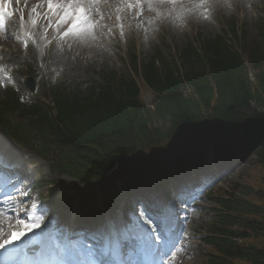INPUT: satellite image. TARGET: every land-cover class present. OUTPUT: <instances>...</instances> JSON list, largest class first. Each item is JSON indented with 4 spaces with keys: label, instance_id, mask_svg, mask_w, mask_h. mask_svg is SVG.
Returning <instances> with one entry per match:
<instances>
[{
    "label": "trees",
    "instance_id": "obj_1",
    "mask_svg": "<svg viewBox=\"0 0 264 264\" xmlns=\"http://www.w3.org/2000/svg\"><path fill=\"white\" fill-rule=\"evenodd\" d=\"M218 40L210 41L206 48L205 62L211 66V79L204 71L196 75L193 82L200 85V88L192 97L184 98L174 93L153 111L133 100L132 95L117 97L113 90L104 92L106 94L104 97L91 98L89 102L92 104L82 103L79 99L62 102L56 118L57 126L52 130L63 145L72 147V150L67 154L62 153V156L74 164L82 165V169L92 168L97 171L96 177L104 178L110 174L120 173L130 160L131 152L139 144L154 143L177 132V126L180 124L190 125L188 122H197L199 117L204 115L200 105L203 103L204 108L208 107L213 98V106L206 111L207 117L211 110L231 111L242 115L240 120L227 121L229 124L252 117L253 115L249 116L252 110L251 100L255 99L260 105H264V60H262L264 53H254L256 59L261 60L255 77L259 86L255 88L244 71L245 67L241 59L229 58L231 56H227L229 55L227 52L230 51L220 39ZM173 81L176 83V79ZM258 116L259 113L256 117ZM159 119L169 120L171 127L167 131H161L159 125H156V120ZM256 155L258 165L264 169V138L260 148L256 150ZM244 205L248 208L252 203L247 201V205L246 202ZM243 212L239 207L241 214L237 215L236 219L237 221L241 219L242 227L245 228L239 231V236L248 237L250 234L255 235V232L264 236V206H258L252 211L260 215V223L251 216L252 213ZM235 235H238V232ZM226 244H229L228 241ZM251 246L236 245L231 242L228 255L244 257L243 259L247 258L255 264H262L264 245H260V248H251Z\"/></svg>",
    "mask_w": 264,
    "mask_h": 264
},
{
    "label": "rangeland",
    "instance_id": "obj_2",
    "mask_svg": "<svg viewBox=\"0 0 264 264\" xmlns=\"http://www.w3.org/2000/svg\"><path fill=\"white\" fill-rule=\"evenodd\" d=\"M178 0H174L176 2ZM215 1V2H214ZM132 3L135 4L133 0ZM214 6L209 5L207 2L202 9L203 18L197 16H191V20H185L179 14L178 10L169 11L172 7L171 0L169 3L165 4L163 7H157L156 11H153L149 8L148 3L143 4V13L146 14L148 18H153L151 23L154 24V27L147 28L145 23H148V20L141 18L135 12V15L132 16V21H137L140 23L139 27L126 25L124 18L121 19L117 24L113 22L117 11L113 8V11L104 15L102 24L98 25L96 32H103V29L108 30L109 27L114 26L117 28V33L113 36L110 34H104L106 40H118L111 44L97 43L96 40L81 42L75 40L71 37L69 38H59L55 27H49L47 32L45 28L47 27V22L43 20L40 16L36 14V24L31 28V35L26 37L25 40H33L31 44L27 47L24 44H19L17 42H10L9 40H4L2 45L4 49L0 52V72L10 73L13 68L16 70L24 71L22 76L25 73H28V68L35 70L39 59L36 57L49 56V59L56 65H60L59 68L60 82L65 86H73L76 83L84 82L85 86L91 79H99L105 72H128L129 62H124L129 58V51H138L141 58L148 59L153 56L157 49L161 50L164 53L173 58H178L180 50L186 45L187 42L197 41V35L202 33L204 36L213 37L223 32H229L231 26L234 23L238 32L241 33V40H232V43H237V46L242 53L243 59L246 61L249 60L251 49L255 48L257 45L260 46L261 37L259 30V23L264 19V0H213ZM207 9V11H205ZM40 10H38L39 12ZM139 10H137L138 12ZM157 11L162 13V16H157ZM207 16V19L204 16ZM161 19L160 21H158ZM142 26V28H140ZM121 28H123V34H121ZM139 28V30H138ZM37 40V43L35 42ZM43 44V45H42ZM70 45V46H69ZM44 51L46 48V53L41 54V49ZM40 49V50H39ZM58 50L55 52L54 50ZM64 71V75L62 73ZM18 78L20 75L17 73ZM13 77L15 75H12ZM45 78H38V91L37 94H44V88H46ZM23 80V79H22ZM21 80V81H22ZM59 79L55 82L58 83ZM50 82V81H49ZM8 83L4 82L5 88ZM0 88V96L2 95V90ZM17 91L21 90L24 93L22 96L26 100H33L35 96L27 92L25 89H22L18 86L15 88ZM27 92V93H25ZM48 94V93H47ZM143 98L147 103H152L154 96L149 91L143 92ZM45 100V99H44ZM208 145V144H207ZM13 148L14 146L11 145ZM31 159V157H29ZM35 164L38 163L36 159H33ZM252 159L248 160V166L245 170L243 168L241 173H238L237 167L234 171L229 173L227 182L222 185L223 189L231 188V183L229 180L241 174L245 178L246 186H249L254 191L262 190L264 192V169L257 166V161H253L254 164L251 166L249 162ZM251 166V167H250ZM45 168V165H44ZM46 179L49 182L47 186L44 187L43 191L46 195L47 189L50 188L53 181L67 185L68 189H65L69 195H75L78 191L74 187V183L69 179L63 178L59 175H49L46 174ZM245 186V185H244ZM221 187V186H219ZM214 188L213 193L218 191V188ZM22 192L20 191L12 194L14 199L12 200L15 205L14 208L17 209L19 202V197ZM73 193V194H72ZM257 196V195H256ZM48 199L51 200L52 197L48 196ZM93 200L97 201V192L94 193ZM203 199L199 201V205ZM86 202L77 200L73 202V209H83L85 208ZM19 205V204H18ZM204 208L200 217L197 218L198 213L201 212L200 207L197 208L192 217L193 223L192 228L198 230L202 226V221L204 226L203 230L208 227L207 224V208L211 206L210 201L207 199L203 202ZM33 209V206L30 207V211ZM119 217V216H118Z\"/></svg>",
    "mask_w": 264,
    "mask_h": 264
},
{
    "label": "snow or ice",
    "instance_id": "obj_3",
    "mask_svg": "<svg viewBox=\"0 0 264 264\" xmlns=\"http://www.w3.org/2000/svg\"><path fill=\"white\" fill-rule=\"evenodd\" d=\"M19 2V0H17ZM100 0H39L38 4L34 6L31 11L40 16L43 20L47 22V27L45 31L47 32L49 27H55V31L62 38H73L81 42L94 41L97 39L96 28L98 26V21L96 16L98 15L96 10V5ZM106 2V0H105ZM149 8L153 11H156L157 7H163L165 4L169 3L170 0H147ZM192 7L185 8V14H194L198 13L200 9L204 8V5L208 0H190ZM11 3V0H0V13L12 15L8 11V6ZM172 7L169 11L174 10L175 2L171 0ZM143 0H135V5L129 0L127 3L128 8L136 7L140 9L137 13L138 16L142 18L143 15ZM40 9L38 12L37 9ZM119 11V9H117ZM207 11V9H205ZM157 16H162V13L157 11ZM207 19V16H204ZM24 17L21 16L23 21ZM120 19V17H117ZM151 23V21H149ZM32 23L35 25L36 20H32ZM5 29V23L3 15H0V30ZM121 34H123V28H121ZM28 35H31L30 33ZM19 39V37H16ZM24 46H28V42H24ZM70 46V45H69ZM9 83L11 81L9 80ZM0 86H4V81L0 80ZM22 99V98H21ZM13 151V147L10 144H7L5 141H0V153H10ZM9 161L11 157H8ZM13 191H20L19 189L13 188ZM24 196H28L29 193L24 191L22 193ZM5 201H11L14 199L11 195H5L3 197ZM22 204L23 201H20ZM5 215L3 210H0V216ZM16 219V230L12 229L11 224L8 225V231L6 233V238L0 240V250H5L6 259L0 260V264H16L17 258L21 256H27L28 254V245L31 241L27 242L23 248H11L8 249L6 246L14 244L16 240H19L23 237L27 231H32L33 228H39V222L34 224H28L22 219ZM167 217L164 210L155 211L154 214H150L148 210H145L143 215L140 217V223L135 225V231L140 234L143 247L145 249L151 248L154 242L159 241L163 238V234L166 231ZM21 225L23 227H21ZM106 252L101 250V257L105 256ZM26 264H42L41 261H27ZM104 264H108V261H104Z\"/></svg>",
    "mask_w": 264,
    "mask_h": 264
},
{
    "label": "bare ground",
    "instance_id": "obj_4",
    "mask_svg": "<svg viewBox=\"0 0 264 264\" xmlns=\"http://www.w3.org/2000/svg\"><path fill=\"white\" fill-rule=\"evenodd\" d=\"M102 3L107 6V8H104L102 9V11H105V13H110L112 12V10L110 8H108L109 6L113 5L115 2L111 1V0H102ZM147 4V0H143V4ZM139 12V11H138ZM136 12V13H138ZM133 15H135V13H133ZM143 18L147 19L148 22L151 21L153 18H148L146 16V14L143 13L142 15ZM114 31V29L112 30ZM252 106L255 107V111L249 113V116H252V115H256V114H260L262 112H264V105H260L259 102H254V104H252ZM226 116H228V118H226ZM242 117L241 114L237 113V112H231V111H222V112H219V111H213L211 110L209 112V116H201L199 117L200 120H198L197 122H188L190 125H178L177 126V132L179 133V135L183 136V135H188V134H192L194 132H198V131H207L208 130V127L210 125H222L224 124L225 122L229 121V120H233V119H239ZM234 122V121H232ZM237 124H241V121H238L236 122ZM193 124V125H192ZM147 173V172H145ZM163 177V175H154V176H150L151 179H158V178H161ZM229 247V245H226V249ZM229 252L226 251L225 253L223 254H228Z\"/></svg>",
    "mask_w": 264,
    "mask_h": 264
}]
</instances>
